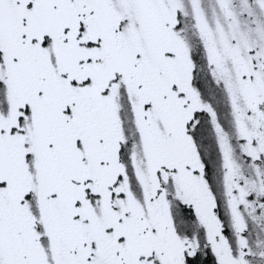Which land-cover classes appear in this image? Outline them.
I'll return each instance as SVG.
<instances>
[{"label": "snow or ice", "instance_id": "snow-or-ice-1", "mask_svg": "<svg viewBox=\"0 0 264 264\" xmlns=\"http://www.w3.org/2000/svg\"><path fill=\"white\" fill-rule=\"evenodd\" d=\"M0 264H264V0H0Z\"/></svg>", "mask_w": 264, "mask_h": 264}]
</instances>
